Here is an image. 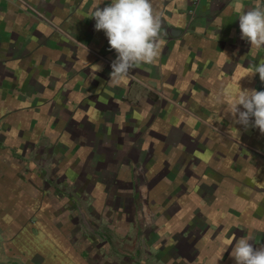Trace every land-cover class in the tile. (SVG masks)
Returning <instances> with one entry per match:
<instances>
[{"label":"crops","instance_id":"obj_1","mask_svg":"<svg viewBox=\"0 0 264 264\" xmlns=\"http://www.w3.org/2000/svg\"><path fill=\"white\" fill-rule=\"evenodd\" d=\"M98 3L0 0L11 240L32 264H235V239L264 246V133L222 101L264 89L237 17L262 0H152L157 55L120 82Z\"/></svg>","mask_w":264,"mask_h":264},{"label":"clouds","instance_id":"obj_2","mask_svg":"<svg viewBox=\"0 0 264 264\" xmlns=\"http://www.w3.org/2000/svg\"><path fill=\"white\" fill-rule=\"evenodd\" d=\"M103 2L99 0L88 17L95 20L96 30L104 31L110 48L117 53L111 65L110 80L120 82L135 64L155 59L160 20L152 0H109L103 8L99 7ZM237 17L241 38L257 48L264 46V5L253 6L238 13ZM255 73L264 81V62L255 63L247 74ZM222 104H226V111L231 113L234 123L257 127L264 133V89H242L239 85ZM252 240L251 234L235 239L230 253L235 264H264V246L254 249Z\"/></svg>","mask_w":264,"mask_h":264},{"label":"rangeland","instance_id":"obj_3","mask_svg":"<svg viewBox=\"0 0 264 264\" xmlns=\"http://www.w3.org/2000/svg\"><path fill=\"white\" fill-rule=\"evenodd\" d=\"M23 212V210H21ZM8 212V214H7ZM21 212L19 211V214ZM21 218L17 215L11 218L10 211L0 209V264H32L24 258L11 240L14 229Z\"/></svg>","mask_w":264,"mask_h":264},{"label":"built area","instance_id":"obj_4","mask_svg":"<svg viewBox=\"0 0 264 264\" xmlns=\"http://www.w3.org/2000/svg\"><path fill=\"white\" fill-rule=\"evenodd\" d=\"M190 2L194 5V6H197L200 2H201V0H190ZM262 4L264 5V0H262Z\"/></svg>","mask_w":264,"mask_h":264}]
</instances>
